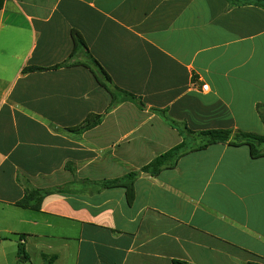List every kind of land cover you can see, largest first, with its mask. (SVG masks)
<instances>
[{"label":"crops","instance_id":"obj_1","mask_svg":"<svg viewBox=\"0 0 264 264\" xmlns=\"http://www.w3.org/2000/svg\"><path fill=\"white\" fill-rule=\"evenodd\" d=\"M0 1V264H264V152L143 170L183 141L171 120L264 134V8ZM133 172L132 198L103 184ZM32 188L54 191L20 206Z\"/></svg>","mask_w":264,"mask_h":264},{"label":"trees","instance_id":"obj_2","mask_svg":"<svg viewBox=\"0 0 264 264\" xmlns=\"http://www.w3.org/2000/svg\"><path fill=\"white\" fill-rule=\"evenodd\" d=\"M236 5H257L264 8V0H231ZM2 2L0 1V6ZM27 69H34V68H27ZM127 99H135V97L126 92ZM260 117L264 123V105L258 106ZM171 124L176 127L181 135L183 136V141L178 144L177 146L173 147L169 151L161 154L151 163L147 164L143 167V170L149 171L153 174L159 172V170L165 166L173 165L177 161V159L185 152L192 150L194 148H200L206 146L210 143L215 142H225V141H234L236 143H250L254 146V155L258 156L264 152V134H258L254 132H245V131H234L232 129H211L200 132L202 135V139L195 141L190 140V136L193 135L195 132L189 129L187 126L180 125L176 121L171 120ZM137 175V173L133 172L128 174L126 177L117 179V180H108L104 181L103 184L106 187H115V186H125L123 183H127L126 186L128 188V196L129 198L133 197V184L132 180ZM54 190L51 189H28L26 195L23 200L19 202V205L22 207H31L34 209H39L42 205L44 197L53 192ZM24 244L20 246V252H24ZM45 257V264H53L54 256L49 257L47 255ZM173 264H187V262L182 260H175Z\"/></svg>","mask_w":264,"mask_h":264},{"label":"built area","instance_id":"obj_3","mask_svg":"<svg viewBox=\"0 0 264 264\" xmlns=\"http://www.w3.org/2000/svg\"><path fill=\"white\" fill-rule=\"evenodd\" d=\"M202 89H203L204 91L209 90V84H204V85L202 86Z\"/></svg>","mask_w":264,"mask_h":264},{"label":"rangeland","instance_id":"obj_4","mask_svg":"<svg viewBox=\"0 0 264 264\" xmlns=\"http://www.w3.org/2000/svg\"><path fill=\"white\" fill-rule=\"evenodd\" d=\"M23 257H24V255L21 256V258H23Z\"/></svg>","mask_w":264,"mask_h":264}]
</instances>
